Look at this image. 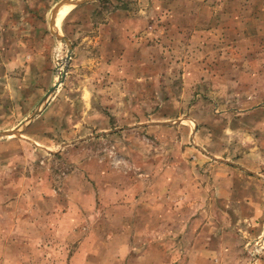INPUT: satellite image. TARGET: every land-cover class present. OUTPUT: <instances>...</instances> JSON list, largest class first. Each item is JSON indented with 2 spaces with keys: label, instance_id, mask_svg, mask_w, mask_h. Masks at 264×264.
I'll use <instances>...</instances> for the list:
<instances>
[{
  "label": "rangeland",
  "instance_id": "1",
  "mask_svg": "<svg viewBox=\"0 0 264 264\" xmlns=\"http://www.w3.org/2000/svg\"><path fill=\"white\" fill-rule=\"evenodd\" d=\"M61 1L0 0V38L10 47L20 37L26 52L11 69L14 48L0 52L8 63L0 69V132L26 125L0 138V264H110L118 247L102 243L112 231L118 243L124 218L109 214L103 200L121 187L120 201L140 192L143 207H157L149 240L156 246L145 264H200L197 252L186 253L201 231L225 248L223 263L206 249L203 260L264 264V196L255 187L242 199L239 186L228 199L220 182L227 170L264 185L263 38L243 36L239 29L251 33L252 26L229 20L236 1L71 0L79 4L62 7L55 25L69 54L50 31ZM210 16L206 29L200 23ZM189 143L202 150L201 160ZM171 163L197 182V195L184 201L194 208L166 225L164 202L147 192L162 193ZM189 187L174 182L169 189ZM216 187L219 199L210 200ZM186 215L195 231L174 230ZM148 222L131 217L122 240L148 242V232L140 238Z\"/></svg>",
  "mask_w": 264,
  "mask_h": 264
},
{
  "label": "crops",
  "instance_id": "2",
  "mask_svg": "<svg viewBox=\"0 0 264 264\" xmlns=\"http://www.w3.org/2000/svg\"><path fill=\"white\" fill-rule=\"evenodd\" d=\"M235 1L236 2H234L233 5L236 6V9H235L236 14H235V17H233V19L229 18V20L232 23L233 22H235V24L237 23L238 25H241V24L251 25L252 26V28H251L252 32L248 33L246 31H241V29H239V31H238L237 26L234 27L235 29L232 28L231 30L234 32H237V31L241 32V34H243V36L246 34L245 36H249L250 38L251 37L257 38L258 40L263 38L262 41H260V44L264 48V0H235ZM240 3H242V4H240ZM241 7L244 8V10H245L244 16L241 15V13H240V10L242 9ZM230 17H232V16H230ZM213 20H214L213 16H210L209 19H205V21L200 23V24H204L203 26L206 29H208V28H211ZM55 22H56V20H55ZM13 27H15V26H13ZM0 29H1V27H0ZM258 34H261V35H258ZM0 36H1V34H0ZM14 39H17V40H14L12 46L6 47V45L4 43L5 38H0V52H1V54L6 56L7 55V52H6L7 49L12 48V47L14 48V51H15V61L16 62L14 64L11 63L12 65L9 66L10 69L12 68L13 65L20 64L23 55L26 54L25 51L21 52L22 50H24L25 45H23L21 43L20 37H14ZM252 43H251V46H252ZM262 50H264V49H262ZM262 62H263V66L260 67V71L264 72V54H263V61ZM7 64H8L7 59L1 60L0 61V69L3 71L4 70L7 71V67H6ZM183 120L189 121V117L186 116V117H184ZM159 124H167V123H159ZM191 136H193V132H192ZM191 136H190V138H191ZM189 145L192 148H195V150L197 152V155H196L197 157H195L196 161L201 160L202 156H204L202 150H200V148L195 143H189ZM212 159H214V158H212ZM214 160H218V159H214ZM193 162H195V161H193ZM218 162L224 163V164L226 163V161H219V160H218ZM226 165H227V163H226ZM170 166L172 167L171 171L165 172L166 175L167 174H170V175L165 176L164 178H161V179H163V183H164V185H163L164 188H162V193L159 192L157 194L156 191H154V194L151 192H147V193H149V195H148L149 199L152 198V200H154V201L162 200L164 202V205H160V208L162 206H165L166 209L168 210V211H166L167 214H165V217H168L170 219V221L168 223H166V225H169V223L173 220V216H174V218L181 217V216H183L182 214L184 213L185 210L189 211L188 208H194L193 205H189V202H184V201L188 200L189 198H192L190 196L196 197V195H197L196 193H193V192L197 191V189H196L197 187H191V185H195V184H197V182L194 181L192 184L190 182H187V180L183 176V174H179V171L177 170V168H181V166L175 165L174 163H171ZM184 166L185 167L190 166V164L188 163V165H184ZM172 170H174V173L172 172ZM235 178H236V176L231 177L230 171H227V170H226V174L224 176H222V178H221L222 180L220 182L222 184H225L227 189L229 190L228 199H232L230 193L232 194L233 191H236V189H238L239 186H240L241 190L237 191V192H238V195H240V197L242 199L243 198H250L249 196L253 195V193H254L253 189L255 187H258L257 192L259 193V195L264 196V185L262 182H260V184H262V185H259V184L254 183L253 180L252 181L251 180L244 181V178H242L240 176H238L237 180ZM192 179H194V178H192ZM93 181L94 180H90L87 178L84 179V183L88 184L86 186H92ZM181 181L185 184L190 185L189 189H187V190L179 189L180 192L173 193L172 190L169 189V187L174 182H176V183L179 182L181 184L182 183ZM175 185H178V184H174V186ZM213 187H212V190H213ZM122 188L123 187L118 188L117 194L110 193V194H108L107 199L103 200V203L106 201L108 206L110 205V208H108V210H110V211H108L109 214H111V215L113 214L114 216H116L117 219L124 218V219H122V222L119 223L120 228L116 233L117 238L119 240L118 243L114 244L115 241L112 240V238H114V235H113L115 233L114 231H112L113 234L111 233L110 235H107L106 242L104 241L102 243V246L104 249H108L110 246H112V248H114V246H115L116 249L118 247V252H117V250L114 251L115 252L114 254H116V255L114 257L108 258L109 260L106 261V263H110V264H134V263L142 264L143 263V264H145L146 261L149 262V260L147 258H149V259L151 258L150 257L151 252H152L151 249L155 248V246H156V244L152 243L149 240H151L150 237H154L153 235H155V232H156V227L154 225L150 226V222L153 219L152 217H156V211H154V210H156L157 207H156V205H154L155 207H153L150 204L148 205V207H143L146 205L144 203L143 204L140 203V200L142 198V195H139L140 192H138L132 196L130 203L126 202V201H120V200H123V195H121ZM228 190H227V192H228ZM187 191H189V192H187ZM216 193H217V187L214 188V192L212 193V195H210L211 196L210 200H215V198L219 199V197H216ZM151 194H152V196H151ZM143 196H146V195H143ZM172 198H173V200H175V202H173V203H175V205H173V203H172ZM112 202L117 203V205L112 204ZM195 202H197V201H195ZM77 211H79V210L70 209V211H68V215L77 217L80 214V212L78 214ZM195 211H194V214H196ZM136 216H143L145 218L148 217V221H149L148 222V224H149L148 229L146 231H144L140 236V238H145L146 234L148 232L149 233L148 242H147V239L146 240L141 239L140 241L138 239H136V241H135V238H133V240H130V237H128V240H126V239L122 240L121 233L127 231L126 221L127 220L130 221L131 217H136ZM191 219H192L191 217H188V215H186L185 216L186 225H183L182 222L179 221L178 229H174V230L179 231L182 228H184L185 230H187L189 232H194L195 226H194V224H192V222L190 224ZM188 222H189V225L187 226ZM117 224H118V221H117ZM177 225H178V223H177ZM135 230H136V228H135ZM174 230L168 231L167 229H165L164 233L173 232ZM212 236H214V235H210L208 238L206 236H203L202 231L199 232L198 235L196 236V238H194L193 243L190 242L191 244L188 245L190 250L186 253V258L188 257V255L190 254L191 249H192L193 253L197 252V254H196V262L197 263L206 264V262H208L211 264L212 260H210L208 258L205 260L202 259V256L204 255L203 252L206 249V251L208 252V256H210V251H212L216 255V258L213 259L214 262L223 263L224 258L220 257V252H221L220 249L223 248L222 247L223 245L216 244L215 243L216 241H214L212 239ZM110 238H111V242H108V240ZM182 239H184V238H182ZM154 242H156V241H154ZM182 242H183L182 246H183V244L185 245V243H184L185 241L183 240ZM200 242H203V244H201ZM166 243L168 244L169 242H166ZM167 244H166V246H168ZM10 245L11 244H8L7 246H10ZM175 245L177 247L180 246L179 243H174V246ZM223 249H225V248H223ZM225 251H227V249L224 250V252ZM167 253H168V249L166 250L165 254H167ZM212 256L213 255H211V259H212ZM173 263L174 264H178V263L180 264V263H182V261L179 262L177 260V261H174Z\"/></svg>",
  "mask_w": 264,
  "mask_h": 264
},
{
  "label": "water",
  "instance_id": "3",
  "mask_svg": "<svg viewBox=\"0 0 264 264\" xmlns=\"http://www.w3.org/2000/svg\"><path fill=\"white\" fill-rule=\"evenodd\" d=\"M85 0H81L79 3L83 2ZM79 3H73L71 0H63L61 1L54 9L53 13H52V17H51V20H50V31L52 33V35L58 40V41H62L64 43H66V46L68 47V54L71 52V46L70 44L68 43V41L64 38H62V36H60L58 34V32L56 31V17H57V14L58 12L60 11V9L64 6H67V5H78ZM63 80V76L61 78V80L52 87V89L50 90V93L54 92L56 90V88L59 86L60 82H62ZM49 96L45 97L44 99V102H46L47 98ZM39 111H35L34 113H32V115L28 118V121L27 122H30L36 115H38ZM25 124L22 125L21 127H19L18 129L14 130V131H10V132H0V138L2 137H10V136H18L20 135V133L22 132V130L25 128Z\"/></svg>",
  "mask_w": 264,
  "mask_h": 264
},
{
  "label": "bare ground",
  "instance_id": "4",
  "mask_svg": "<svg viewBox=\"0 0 264 264\" xmlns=\"http://www.w3.org/2000/svg\"><path fill=\"white\" fill-rule=\"evenodd\" d=\"M66 10H67V9L62 10V12H61V13H62L61 16H63V15L66 13Z\"/></svg>",
  "mask_w": 264,
  "mask_h": 264
}]
</instances>
